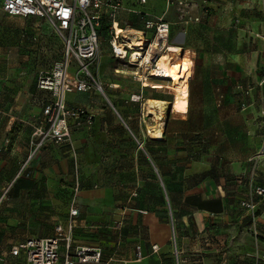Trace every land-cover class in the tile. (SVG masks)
<instances>
[{
    "label": "crops",
    "instance_id": "0c3cea01",
    "mask_svg": "<svg viewBox=\"0 0 264 264\" xmlns=\"http://www.w3.org/2000/svg\"><path fill=\"white\" fill-rule=\"evenodd\" d=\"M120 1L140 21L138 33L145 30L147 21L163 18L169 23L168 46L175 56H162L176 59L181 48L184 55L177 71L181 62L190 65L189 87L188 83L183 88L169 83L172 110L186 117L171 121L169 106H163L168 99L155 91L154 97L146 99L144 110L154 127L149 129L143 119L133 129L132 123L125 122L136 143L145 146L139 152L130 136L114 132L117 124L105 106L88 104V112L95 115L91 127H74L68 142L45 146L21 170L29 153L32 126L43 118L46 104L31 100L10 81L8 66H0V189L17 190L14 197L22 205L45 204L47 190L59 192L63 199L54 226L37 231L36 236L23 234L22 240L10 234V225L16 227L17 221L10 224V214L1 213L0 208V264H23L8 254L12 246L30 237H51L57 225L66 229L70 220L75 226L73 247L101 252L99 263L88 264H166L161 257L178 253L171 244L178 231L185 230L200 239V263L253 264L254 238L248 231L254 223L242 203L256 186H264V85H258L257 52L249 44L251 36L259 35L262 21L254 15L237 16L235 25L230 14L237 12L236 6L229 0H184L191 19L187 23L179 20L175 1ZM246 5L252 14L260 9L264 13V0H250ZM195 18L198 21H192ZM120 23L125 26L127 20ZM108 60L119 62L111 55ZM237 85L247 93L237 91ZM146 86L164 88L156 83ZM76 98L71 94L67 101ZM116 106L120 112L125 109L120 103ZM156 131L159 137L152 135ZM194 136L197 145L191 144ZM141 153L149 158L152 172L140 163L144 161ZM128 162L132 164L129 169ZM72 198L78 208L74 217L69 215ZM255 215L264 226V199L259 200ZM127 217H131L133 235ZM213 225L227 230L231 246L215 249L211 257L204 243ZM152 246L158 251L153 252Z\"/></svg>",
    "mask_w": 264,
    "mask_h": 264
},
{
    "label": "rangeland",
    "instance_id": "374dc122",
    "mask_svg": "<svg viewBox=\"0 0 264 264\" xmlns=\"http://www.w3.org/2000/svg\"><path fill=\"white\" fill-rule=\"evenodd\" d=\"M2 1L3 0H0V66L4 68L8 66L10 69V81L15 82L17 84L15 86L22 89L24 93L28 94L31 100L48 104L52 101L51 94L48 92H44L43 94L38 93V89H36V77L41 71H49L52 65L61 59L62 44L53 30L43 20L34 18L21 19L5 16L1 11ZM249 1L250 0H229L233 6H236L235 11H237L236 13L231 11L230 20L232 23L237 25V16H239L238 18H247L254 15L260 19V21H262L259 35H255L253 37L251 36L249 38V44L252 45L254 50L257 52L254 68L257 75L261 78V70L264 66V13L260 9L257 10L255 14H252V9H248L249 7L246 5V3ZM260 6H262V3H259L258 8H260ZM177 11L180 14L179 20L183 21L188 18L189 15L187 12V6L181 7ZM115 20L122 23L127 20V25L124 26L123 24H120L123 33H127L124 35L128 36L129 40L131 37H145V30L141 31V33L137 32V29L141 28L140 21L137 20L135 15L132 13L126 12L124 8L117 11ZM192 21H194V19H192ZM110 23L111 21L108 19V17L103 18L100 28V54L96 62L93 63L89 68L90 75L97 84L101 85L102 92L98 90L95 85H93L92 89L88 92H79L78 94H74L79 98H76L77 100L71 103L67 101V96L71 94H67L65 99L66 106L69 109L83 110L87 112L89 111L87 109L88 104H96L100 107L105 106L110 112V119L117 124L114 132L119 135H123L125 132L127 136H130L131 140L135 142L134 144L138 148L139 152H142L145 146L141 148L138 146L136 141L133 139L131 132L126 127L125 122L132 123V127H130L133 129L135 126H138L139 121L143 119L142 122H144V124L148 126L149 129L154 127L155 122L152 121L150 116L146 115L144 110L145 105L148 103L146 99L148 97H154L155 91L160 93L161 97L168 99L167 101H163V106H169V116L171 121H177L182 117H186V115H181L179 112L172 110L173 95L171 94L169 82L158 81V79L144 80V78L147 79L148 77L146 76V73L143 75L139 68L126 64L122 61L115 63L109 62L108 58H110V52L107 44L106 31L107 26ZM253 40L254 42H252ZM169 45L172 46V44ZM147 48L148 47L146 43V45L142 47L143 51H140V53H143V56L145 55ZM177 52L180 55H178L176 59H173L170 56H165L169 66H171V69L174 70L175 73H177L178 60L184 55L181 48H178ZM163 53H167L172 57L175 56L172 50L168 49L167 51L165 49L158 54L156 61H159L160 58H162L161 56ZM185 58H189V56L187 55ZM190 60L192 61L191 58ZM192 65L194 69L193 61ZM133 72L141 74V81L137 82L133 79ZM143 80L146 81L147 85L150 83H156L161 84L164 88L161 90H155L152 88V86L145 85L147 89H144L142 102H131L130 96L138 92L140 83H143ZM113 85L117 87H113ZM149 101H152V99ZM118 103L125 107V109H122L124 111L120 112L116 108ZM141 113L143 114V118ZM70 125L72 132L75 126L73 122H71ZM136 137L141 138L146 146L151 145L143 136ZM197 140V136H194V138H192L193 143L191 142V144L197 145ZM141 154L144 161H140V163L148 165L152 172L149 158H147L145 154ZM27 157L28 155L26 156L25 161L22 163L21 170H24L34 158L32 157L27 163H25ZM131 165L132 164L130 162L127 163L128 169ZM152 175L156 180V175L154 173ZM16 191L17 190H13L11 187L10 189H0V208H3L1 213L8 212V214H10V224H15L14 222L17 221L16 227L10 225V234L12 236L14 235L13 237L15 239H24L25 237H22L23 234L28 236H36L37 231L45 230L50 226H54V224L57 222L56 218L61 214L60 205L63 204L62 195L59 192H50L48 190L45 191L46 195H43V200L46 201L45 204L36 202L22 205L16 203V196L14 197ZM9 195L10 202H8ZM73 201L74 199L72 198L69 205V213L70 210L75 209L77 210L78 214L77 205ZM128 207L130 208L131 206ZM126 213L128 214V212ZM133 213L134 212L131 211V214ZM256 217L257 216L255 215V217H252L253 219H251L252 223L254 224L251 226L248 234L254 238L255 252L253 264H261V259L264 256V226L260 221H257ZM130 218L131 217H127L126 222L128 223V230L133 235L134 227L130 225ZM178 234V238H176L171 244V249L177 250L178 255L176 256L169 253L167 254L169 256L168 258L167 255H165L166 258L161 257V260L166 262V264H202L200 263L201 260L199 257V245L201 244L200 239L197 236H193V234L187 230L178 231ZM206 240L207 242L204 244H207L208 252L211 251V253H209L211 257L215 255V249L218 251L227 250L228 247L231 246V238L229 233H227V230H217L215 225L210 227V235H208Z\"/></svg>",
    "mask_w": 264,
    "mask_h": 264
},
{
    "label": "built area",
    "instance_id": "2783aa9c",
    "mask_svg": "<svg viewBox=\"0 0 264 264\" xmlns=\"http://www.w3.org/2000/svg\"><path fill=\"white\" fill-rule=\"evenodd\" d=\"M135 1L138 4L146 3V0ZM173 1L178 8L187 6L184 0H166L168 4ZM1 9L8 17L45 21L62 44L61 59L55 62L49 71H41L36 77V88L50 93L52 101L44 106L43 118L32 126L30 149L25 163L48 144L61 145L67 142L71 136V122L78 129L93 125L95 119L93 113L69 109L65 99L67 94L88 92L93 85L102 91L101 85L97 84L90 75L89 68L100 54L101 41L97 30L103 18L108 17L111 21L107 40L110 55L118 61L139 68L143 75L146 73L148 78L144 80L151 79L150 69L156 66L158 54L165 49L168 51L169 48V23L163 18L147 21L145 37L142 38L148 48L143 57L133 61L131 56L134 51H143V46H131V42L123 32H117L116 27L123 31L119 22L115 20L117 11L123 9L120 0H3ZM190 21V18L183 20L185 23ZM196 21L197 18L194 19V22ZM147 56H150V60L146 59ZM133 75L134 80L141 81V74L135 72ZM258 85H264V66ZM144 89L147 87L140 83L138 92L130 96V101L141 103ZM236 90L247 93L241 85H237ZM138 146L142 147L140 143ZM77 189L78 185L75 186L74 192ZM263 199L264 186H256L249 200L242 203V207L254 218L258 202ZM69 215L76 216L77 210H70ZM74 227L73 220L68 222L66 229L57 225L53 236L27 238L12 246L8 254L13 258L21 259L23 264L99 263L100 250L73 247ZM62 246L64 252L61 251ZM136 250L137 259H140L139 247ZM152 251L157 252V246H152ZM174 255L177 256L178 253L175 251ZM261 264H264V256Z\"/></svg>",
    "mask_w": 264,
    "mask_h": 264
},
{
    "label": "bare ground",
    "instance_id": "6f19581e",
    "mask_svg": "<svg viewBox=\"0 0 264 264\" xmlns=\"http://www.w3.org/2000/svg\"><path fill=\"white\" fill-rule=\"evenodd\" d=\"M117 32L121 33V29L116 27ZM127 34V33H123ZM129 35V34H128ZM129 40V37L126 36ZM131 46L139 47L145 46L146 42L143 38H130ZM169 49V48H168ZM132 60L135 61L137 58L143 57V55L139 51H134V54L131 56ZM147 60H150V56H147ZM151 79H158L159 81H167L177 88H183L187 85L189 76H190V65L188 62H181V65L177 71L171 69L168 64V61L165 59V56H162L159 61H157L156 66H152L150 69ZM144 86L147 85L146 81H143ZM102 92V91H101ZM155 102V101H154ZM152 105V104H151ZM150 105V106H151ZM153 136L159 137L160 134L158 131L152 133Z\"/></svg>",
    "mask_w": 264,
    "mask_h": 264
},
{
    "label": "trees",
    "instance_id": "16d2710c",
    "mask_svg": "<svg viewBox=\"0 0 264 264\" xmlns=\"http://www.w3.org/2000/svg\"><path fill=\"white\" fill-rule=\"evenodd\" d=\"M102 21H103V19L101 20V22H100V26H99V28H98V35H99V37H100V28H101V24H102ZM108 27H109V25L107 26V31H106V38H107V40H108V37H109V34H108ZM100 41H101V37H100ZM256 214V213H255Z\"/></svg>",
    "mask_w": 264,
    "mask_h": 264
}]
</instances>
